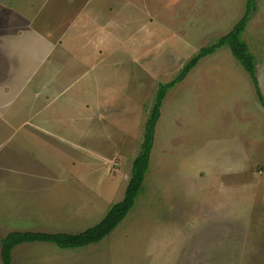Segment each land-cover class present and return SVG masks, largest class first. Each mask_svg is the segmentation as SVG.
<instances>
[{
  "label": "rangeland",
  "instance_id": "rangeland-1",
  "mask_svg": "<svg viewBox=\"0 0 264 264\" xmlns=\"http://www.w3.org/2000/svg\"><path fill=\"white\" fill-rule=\"evenodd\" d=\"M256 1L242 37L264 97V0ZM244 2L0 0L61 49L58 65L48 59L38 71L61 68L48 75L67 84L44 93L50 83L39 72L30 94H9L0 109V238L99 221L123 197L158 83L227 32ZM6 76L0 55L11 88ZM12 263L264 264V109L230 49L201 58L168 90L143 188L110 234L72 249L18 244Z\"/></svg>",
  "mask_w": 264,
  "mask_h": 264
},
{
  "label": "trees",
  "instance_id": "trees-1",
  "mask_svg": "<svg viewBox=\"0 0 264 264\" xmlns=\"http://www.w3.org/2000/svg\"><path fill=\"white\" fill-rule=\"evenodd\" d=\"M256 9V0H245L242 15L227 32L218 36L215 41L199 47L196 52L181 65L176 75L170 80L158 83L151 106L144 120L142 139L139 150L131 163L130 176L123 197L112 203L99 221L78 232H46L31 230H13L7 232L0 238L1 264H13L12 250L18 244L25 242H48L61 249L79 248L97 243L116 228L134 206L135 199L143 188L144 177L149 169L155 127L160 117L163 99L168 90L181 82L201 58L214 53L222 46H227L233 57L249 74L255 87L258 102L264 109V97L259 90L256 77V58L249 50L246 41L242 37Z\"/></svg>",
  "mask_w": 264,
  "mask_h": 264
},
{
  "label": "crops",
  "instance_id": "crops-1",
  "mask_svg": "<svg viewBox=\"0 0 264 264\" xmlns=\"http://www.w3.org/2000/svg\"><path fill=\"white\" fill-rule=\"evenodd\" d=\"M5 9L7 8H0V55L1 60L7 66L6 78H11L14 85L11 88L5 87L3 80L0 79V109L9 94L14 98L11 101H15L25 91L30 94L31 86L40 72V70L38 71L39 65L41 63L45 64L48 59V67H52L53 64L54 66L55 64L58 65L56 60L60 56L59 53H61V49L57 53L56 45L48 36L37 31L32 26L31 19L22 11L10 8L9 10L7 9V12L2 13ZM47 70L41 71V75L39 74V79L40 76L44 79L48 78L47 80L50 83L44 93L47 92L49 94L53 90L56 91L59 87L60 89L56 92H63L67 85L65 78L57 82L55 80H57L58 74H55L54 77L48 75L49 73L60 72L61 68L59 70L55 68L53 71H49L47 68ZM35 124L45 125L44 118L40 123L36 122Z\"/></svg>",
  "mask_w": 264,
  "mask_h": 264
}]
</instances>
